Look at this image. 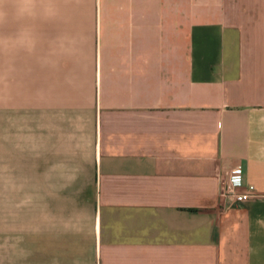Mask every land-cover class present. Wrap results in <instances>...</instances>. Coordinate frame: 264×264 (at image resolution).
I'll use <instances>...</instances> for the list:
<instances>
[{
    "label": "crops",
    "instance_id": "obj_1",
    "mask_svg": "<svg viewBox=\"0 0 264 264\" xmlns=\"http://www.w3.org/2000/svg\"><path fill=\"white\" fill-rule=\"evenodd\" d=\"M0 151V264H264V0H0Z\"/></svg>",
    "mask_w": 264,
    "mask_h": 264
},
{
    "label": "built area",
    "instance_id": "obj_2",
    "mask_svg": "<svg viewBox=\"0 0 264 264\" xmlns=\"http://www.w3.org/2000/svg\"><path fill=\"white\" fill-rule=\"evenodd\" d=\"M243 180L242 165L239 162H231L226 169V182L221 192L222 197L230 198L235 203L241 204L247 202L251 198L253 187H248L246 193H239L238 188Z\"/></svg>",
    "mask_w": 264,
    "mask_h": 264
},
{
    "label": "rangeland",
    "instance_id": "obj_3",
    "mask_svg": "<svg viewBox=\"0 0 264 264\" xmlns=\"http://www.w3.org/2000/svg\"><path fill=\"white\" fill-rule=\"evenodd\" d=\"M53 8L54 7H52V9ZM20 120H24L23 121V124H25V118L20 119ZM20 123H22V122H20ZM7 129L10 131V127L9 126L7 127ZM21 131L22 132L25 131V126L23 127V126L20 125V135H19V142L21 144L22 143L24 144L25 143V134L24 133H21ZM19 154H20V151H19ZM10 169H14L16 172L18 170L19 171L18 172L19 174H21V173L25 174L26 173V167L25 166H16V167L13 166V167H10V166H5V165L2 166L1 163H0V173H1V170L3 171V173H7V171L10 172Z\"/></svg>",
    "mask_w": 264,
    "mask_h": 264
}]
</instances>
